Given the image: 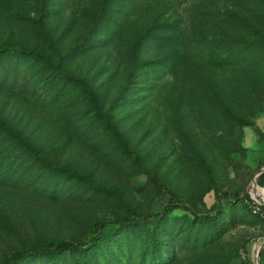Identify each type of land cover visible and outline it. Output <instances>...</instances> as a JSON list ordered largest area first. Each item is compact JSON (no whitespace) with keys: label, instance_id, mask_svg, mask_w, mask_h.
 <instances>
[{"label":"rangeland","instance_id":"rangeland-1","mask_svg":"<svg viewBox=\"0 0 264 264\" xmlns=\"http://www.w3.org/2000/svg\"><path fill=\"white\" fill-rule=\"evenodd\" d=\"M9 41L0 264H264V0H0Z\"/></svg>","mask_w":264,"mask_h":264},{"label":"trees","instance_id":"trees-1","mask_svg":"<svg viewBox=\"0 0 264 264\" xmlns=\"http://www.w3.org/2000/svg\"><path fill=\"white\" fill-rule=\"evenodd\" d=\"M18 47V44L13 41L5 42L0 45V52L7 51L12 48ZM258 183L262 186H264V172L261 173L258 176L257 179ZM220 189L216 190L217 196L221 198L223 195L224 196H229L228 192H222ZM177 195L176 193H172V197L167 203H165L163 207V211L161 213H157L153 218H160L163 213H167L176 209H183L186 211L192 212V214L196 218H202L205 220H210L213 218V214L218 210L219 204L213 205L212 209L210 212L200 214L196 211H194L189 204H187L185 201L182 199L178 198L176 199ZM175 198V199H174ZM247 198L249 199V195H247ZM116 222L120 223V220H117ZM107 221L103 222H97L95 223V229L100 231L102 228L106 225ZM99 235L92 237L89 243L84 242V241H72V240H62L59 242H53L49 241L41 246L34 247V248H22L14 253H12L10 256L6 258L3 264H16L17 260H19L22 257H27V256H40V255H45L48 253L52 252H60L64 251L67 249H73V250H79L84 248L85 246L89 244H94L96 240L98 239Z\"/></svg>","mask_w":264,"mask_h":264},{"label":"built area","instance_id":"built-area-1","mask_svg":"<svg viewBox=\"0 0 264 264\" xmlns=\"http://www.w3.org/2000/svg\"><path fill=\"white\" fill-rule=\"evenodd\" d=\"M261 189L260 192H258ZM256 190L255 196L250 193L249 201L251 202V210L253 214L261 215L264 219V186L260 185L257 179L252 183V191Z\"/></svg>","mask_w":264,"mask_h":264},{"label":"water","instance_id":"water-1","mask_svg":"<svg viewBox=\"0 0 264 264\" xmlns=\"http://www.w3.org/2000/svg\"><path fill=\"white\" fill-rule=\"evenodd\" d=\"M264 172V169L261 171V173H263ZM260 173V174H261ZM263 251V247H261L260 248V250L258 251V254H257V258L260 256V253Z\"/></svg>","mask_w":264,"mask_h":264}]
</instances>
